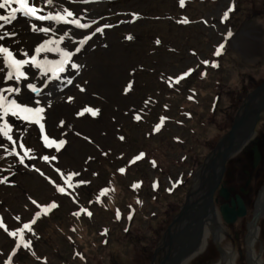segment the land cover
<instances>
[{"label":"rangeland","instance_id":"374dc122","mask_svg":"<svg viewBox=\"0 0 264 264\" xmlns=\"http://www.w3.org/2000/svg\"><path fill=\"white\" fill-rule=\"evenodd\" d=\"M78 4L100 6L104 25L80 48L77 74L63 77L67 97L38 131L17 110L0 115V264H160L178 255L184 229L199 242V225L203 246L178 264L218 263L213 244L228 254L224 264L257 258L262 218L245 245L238 230L248 216L227 224L211 208L201 219L200 203L185 228L171 227L173 245L159 247L185 193H205L192 186L240 88L263 78L264 0Z\"/></svg>","mask_w":264,"mask_h":264},{"label":"bare ground","instance_id":"6f19581e","mask_svg":"<svg viewBox=\"0 0 264 264\" xmlns=\"http://www.w3.org/2000/svg\"><path fill=\"white\" fill-rule=\"evenodd\" d=\"M29 7H33V0H11V3H6L5 9H0V16L5 17L0 21V115L4 114L7 119L9 112L17 110L32 124L29 130L33 128L38 131L53 105L67 97L62 94V86L65 80L72 79V73L77 74L83 65V59L80 60L79 57L80 48L84 49L89 45L97 32L94 30L103 29L101 25L104 23L100 22L101 17L97 14V11H101L100 6L93 4L85 9L86 7L78 4V0H34V11L41 18L39 21H33L24 15L29 13ZM69 10L79 19L63 15ZM13 12L18 18L8 23ZM63 17L70 23L61 22L60 18ZM96 80L92 81L98 83ZM189 197L188 200L191 201L193 195ZM195 202L197 199L193 203ZM189 211L190 209L180 221L184 228L185 220L189 219ZM198 215L202 218V213ZM199 226H196V230H200ZM187 230L189 231L184 229L179 233L178 245L172 251L178 254L182 251L177 255V263L188 258L195 250V247H187ZM173 240V232H169L161 241L162 246L159 249L163 250L166 246L169 249Z\"/></svg>","mask_w":264,"mask_h":264},{"label":"flooded vegetation","instance_id":"af4514ba","mask_svg":"<svg viewBox=\"0 0 264 264\" xmlns=\"http://www.w3.org/2000/svg\"><path fill=\"white\" fill-rule=\"evenodd\" d=\"M254 48L255 46L249 43L248 46H244L243 52L247 55ZM246 81L247 88H244L245 86L240 88L243 97L240 99L237 95L235 98L239 102L233 111L227 131L217 137L214 146L206 154L204 164L201 166V178L198 181L196 180V185L193 183L194 186L192 187L200 185L205 189V193L208 189H213L210 194V208H214L215 212L217 211L220 220L218 209L221 206L231 208L232 205V209L235 211L237 203H240L243 214L236 217L234 222L237 219H247L248 216L247 221H242L239 224L238 230H244L242 242L245 238L244 244L248 245V243L252 244L251 242L255 240L254 236L258 233L256 223L259 218L263 219L260 222L259 231H264V75L258 81L252 82L250 78H247ZM219 84L218 80L212 79V87L215 91L219 90ZM210 104L211 102L205 109V113L210 114V122H212L215 119L217 109L212 104L210 108ZM232 107H234V103L230 109ZM203 178L204 181H202ZM202 196L203 194L200 197ZM210 218L214 221L215 214ZM196 233L199 235V242H192L191 238L187 237L188 247H195V251L189 255L190 257L200 251L203 246L200 242L203 236L202 229L201 232L196 230ZM233 235L236 237L237 233ZM195 238L198 240V236ZM261 240L264 242V238H260ZM257 245L258 252L259 242ZM213 246L216 247L214 248L216 253L221 255V260L215 264H224L228 254L220 247L214 244ZM260 248L261 254L256 252L257 258H252L250 254H246L245 264H259V258L261 264H264L262 260L264 257V244L263 248L262 246ZM181 253L182 251L179 252V254ZM178 256L176 259L163 261V263L173 264L175 262V264H178Z\"/></svg>","mask_w":264,"mask_h":264},{"label":"water","instance_id":"95a60500","mask_svg":"<svg viewBox=\"0 0 264 264\" xmlns=\"http://www.w3.org/2000/svg\"><path fill=\"white\" fill-rule=\"evenodd\" d=\"M229 134H230V132H229ZM212 190L213 189H211V188L208 189L207 192L204 193L202 197H199L198 200H197V202H195V203H193L194 201H191L190 202L188 200V197L192 193L191 191L188 190L185 193L183 203L181 204V206H179L178 211L174 215V217L172 218L170 225L166 228V231H165L166 235L169 234L170 227L174 223L175 224L180 223V221L183 219V216L186 214V212L190 209L189 213H191L192 208H195V205H198L199 203L201 204L199 206V210L201 211L202 217L204 218L205 217V214L208 211L211 210V208H210V205H211L210 204V194H211ZM200 201H202V202H200ZM196 203H198V204H196ZM218 212H219V215L221 217V220L224 223L230 224V223H232L235 220L236 217L242 216L243 209H242L240 203H237V209L235 211L232 209V205H231V208H227L226 206H221L218 209ZM193 221H195V218L193 219Z\"/></svg>","mask_w":264,"mask_h":264},{"label":"snow or ice","instance_id":"6c2138e0","mask_svg":"<svg viewBox=\"0 0 264 264\" xmlns=\"http://www.w3.org/2000/svg\"><path fill=\"white\" fill-rule=\"evenodd\" d=\"M6 3H11V0H4V2H0V9H5V7H6ZM28 11L29 12H32L33 13V15H35V11H34V0H33V7H29V9H28ZM67 14H68V16H73L74 14L69 10V11H67ZM24 15H27V13H24ZM18 17H17V15L15 14V12H13L12 14H11V19H9L7 22L8 23H11L12 21H14V20H16ZM5 19V17H3V16H0V21H3ZM79 18L77 17V20H78ZM42 31H47L46 29H41ZM97 31H102V29H97ZM73 67H75V65H72ZM11 77H9V79H10ZM36 103H39L38 101H36ZM25 107H28V106H25ZM93 115H95V113H93ZM44 159L45 160H47L48 159V157H44Z\"/></svg>","mask_w":264,"mask_h":264}]
</instances>
